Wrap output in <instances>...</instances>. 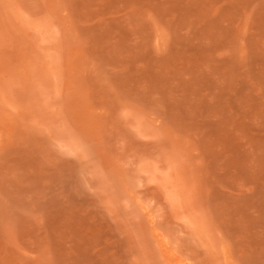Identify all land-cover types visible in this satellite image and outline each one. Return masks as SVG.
I'll list each match as a JSON object with an SVG mask.
<instances>
[{"label":"rangeland","instance_id":"rangeland-1","mask_svg":"<svg viewBox=\"0 0 264 264\" xmlns=\"http://www.w3.org/2000/svg\"><path fill=\"white\" fill-rule=\"evenodd\" d=\"M0 264H264V0H0Z\"/></svg>","mask_w":264,"mask_h":264}]
</instances>
